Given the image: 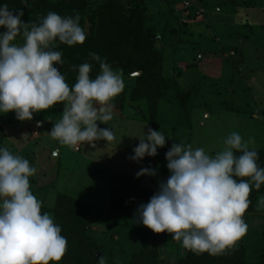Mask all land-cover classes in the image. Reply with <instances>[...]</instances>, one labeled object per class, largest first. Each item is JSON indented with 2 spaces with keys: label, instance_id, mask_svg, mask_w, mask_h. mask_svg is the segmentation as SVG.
<instances>
[{
  "label": "rangeland",
  "instance_id": "1",
  "mask_svg": "<svg viewBox=\"0 0 264 264\" xmlns=\"http://www.w3.org/2000/svg\"><path fill=\"white\" fill-rule=\"evenodd\" d=\"M103 1L88 0L83 20L86 33L90 26L87 20ZM146 6L148 27L155 28L156 47L165 54L164 78L173 81L157 102L153 118L145 100H130L133 77L140 72L130 77L122 74L123 102L116 97L113 119L106 125L98 122L100 128L111 127L116 139L97 141L95 147L81 144L78 149L72 148L48 135L53 123L61 119L63 104L34 114L32 121H19L12 112L0 113L5 134L0 147L36 167L30 184L33 194L42 201L41 211L52 208L59 195L81 201L93 235H106L107 251L119 264L127 260L140 240L154 245L163 261L172 258L181 243L168 233H153L135 220L139 205L147 203L158 183L169 176L165 154L172 143L203 147L215 154L222 149L224 138L235 131L245 140L252 138L255 148L264 146V119L255 118L264 117V0H180L172 14L160 0H147ZM4 31L0 28V33ZM15 43L23 40L17 38ZM188 91L189 96L182 100V94ZM37 121H42V126L37 127ZM147 127L160 130L169 140L157 149L155 157L133 162L129 157ZM55 152L57 161L52 159ZM148 167L156 170V176L137 179V172ZM113 194L126 197L127 211L110 214ZM261 198L256 212L244 214L247 232L237 241L250 255L262 243Z\"/></svg>",
  "mask_w": 264,
  "mask_h": 264
},
{
  "label": "clouds",
  "instance_id": "2",
  "mask_svg": "<svg viewBox=\"0 0 264 264\" xmlns=\"http://www.w3.org/2000/svg\"><path fill=\"white\" fill-rule=\"evenodd\" d=\"M21 2L31 6L28 0ZM23 15L24 9L0 5V28L5 29L0 33V113L32 121L34 114L63 104L61 119L48 132L61 145L78 149L81 144L95 147L100 140L114 141L113 129L100 128L98 122L106 125L113 119V102L125 87L122 70L90 53L99 74L90 75L92 63L73 65L78 75L69 86L60 71L66 63L62 52L53 49L57 42L68 47L85 42L79 15L48 12L38 24L25 23ZM17 38L23 43H15ZM137 140L129 157L133 162L155 157L169 139L147 127ZM165 160L169 176L158 183L147 203L139 205L136 222L153 233L170 234L193 252L217 255L231 249L247 232L243 216L251 191L264 185L254 140L233 131L215 154L174 142ZM36 172L28 159L0 147V264H59L67 251L61 227L41 211L42 201L32 192L30 178ZM156 174L155 169L142 168L136 178Z\"/></svg>",
  "mask_w": 264,
  "mask_h": 264
},
{
  "label": "trees",
  "instance_id": "3",
  "mask_svg": "<svg viewBox=\"0 0 264 264\" xmlns=\"http://www.w3.org/2000/svg\"><path fill=\"white\" fill-rule=\"evenodd\" d=\"M146 1L104 0L98 6L95 16H90L87 20L90 26L87 28V38L82 45L68 47L57 42V47L53 50L62 52V59L66 63L60 71L65 75L69 86L75 84L78 75V71L72 68L73 65H80L84 62L92 63L90 75L94 78L99 74V64L91 60L90 53L106 59L114 69L122 70V74L126 77L140 72L139 76L133 77L134 87L130 93V100L133 102L139 99L145 100L153 118L156 114L157 102L165 96L169 84L173 81H167L164 78L165 54L164 50L156 47L158 41L155 28L148 27ZM160 1L165 3L168 13L172 14L173 6L180 0ZM4 4H7L11 10L24 9L22 20L25 23L38 24L48 12H56L61 16L78 14L80 25L83 28L89 2L88 0H59L57 2L28 0L31 6L25 7L21 0H0V5ZM247 38L245 36V39ZM177 76L178 74L173 78L176 79ZM189 94L190 91L183 93L182 100L185 101ZM179 96L180 93H177V99ZM123 99L122 94L117 98L120 102H123ZM4 138V131L0 127V145ZM256 150L258 152L257 163L264 167V146ZM263 193L264 185H261L258 190L253 188L249 195L251 203L244 214H252L258 210V200ZM124 204H126V197L113 194L109 203L110 214L123 212L124 209L127 211V205L124 206ZM43 210L52 215L54 221L62 229L61 234L68 242L67 251L59 264H101V260L104 264H119L112 253L107 251L106 235L101 238L93 235L94 229L85 219L86 206L81 201L67 195H59L52 208ZM107 230L110 233V230ZM261 240V247L252 255L247 253V248L243 243L237 244V242L231 249L217 255L193 252L179 243L174 256L163 261L155 246H149L143 239L137 242V248L132 250L123 264H264V229ZM98 254H100L99 257Z\"/></svg>",
  "mask_w": 264,
  "mask_h": 264
},
{
  "label": "water",
  "instance_id": "4",
  "mask_svg": "<svg viewBox=\"0 0 264 264\" xmlns=\"http://www.w3.org/2000/svg\"><path fill=\"white\" fill-rule=\"evenodd\" d=\"M136 75H139V73H137ZM118 106H120V104ZM57 155H58V153L55 152L54 155H53V158H52L54 161H57ZM99 256H100V254H98V257Z\"/></svg>",
  "mask_w": 264,
  "mask_h": 264
},
{
  "label": "built area",
  "instance_id": "5",
  "mask_svg": "<svg viewBox=\"0 0 264 264\" xmlns=\"http://www.w3.org/2000/svg\"><path fill=\"white\" fill-rule=\"evenodd\" d=\"M169 150V149H168Z\"/></svg>",
  "mask_w": 264,
  "mask_h": 264
}]
</instances>
